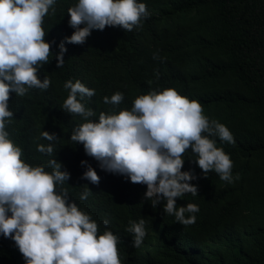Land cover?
Masks as SVG:
<instances>
[{"label":"trees","instance_id":"1","mask_svg":"<svg viewBox=\"0 0 264 264\" xmlns=\"http://www.w3.org/2000/svg\"><path fill=\"white\" fill-rule=\"evenodd\" d=\"M73 1L58 5L55 0V14L49 9L44 18L45 40L53 42V55L38 74L41 80L50 79V87L29 89L23 97L12 93L9 100L14 117L7 131L22 148L25 162L45 165L51 172L47 164L53 157L38 152L37 145L54 144L61 170L70 173L69 187L64 185L70 201L90 214L101 233L106 230L103 221H109L107 230L120 237L121 262L264 264V0H138L150 13L139 29L92 30L83 48H70L64 66L57 68L58 46L74 32L65 11ZM71 45L75 44L65 41L67 49ZM68 80L95 90L83 101L95 112L90 118L95 121L101 112L118 113L124 104L152 90L171 87L198 100L204 115L226 125L234 136L235 144L210 137L230 155L233 183L222 181L215 171L205 177L189 149L182 170L197 174L196 184L190 183L198 187V194H185L177 207L197 204L196 222L188 226L176 222L164 212V202L153 209L144 199L146 185L102 170L82 144L71 141L73 131L85 121L62 109ZM117 91L127 95L121 104L101 103L102 97L110 98ZM96 102L101 105L95 107ZM45 130L58 139L42 138ZM81 161L96 170L98 185L81 178L87 170ZM77 187L90 189L87 199L81 200ZM141 219L147 236L142 247L134 248L126 229ZM0 264H26L15 242L2 234Z\"/></svg>","mask_w":264,"mask_h":264},{"label":"clouds","instance_id":"2","mask_svg":"<svg viewBox=\"0 0 264 264\" xmlns=\"http://www.w3.org/2000/svg\"><path fill=\"white\" fill-rule=\"evenodd\" d=\"M54 4L55 0H0V234L15 242L26 264H134L121 262L120 237L107 230V219L101 233L90 214L70 201L64 187H69L70 173L61 170L54 144L37 145L38 152L53 157L47 164L49 172L45 165L25 162L22 148L7 131L14 117L9 108L11 94L23 97L29 89L46 90L51 85L48 77L41 80L38 73L53 55V42L45 40L43 23L49 9L55 14ZM65 11L74 32L58 46L57 68L64 66L70 48H83L92 30L121 27L130 32L139 29L142 19L150 15L146 4L138 0H74ZM65 41L75 45L67 49ZM83 82L93 87L92 82ZM89 87L79 80L64 84L69 92L62 109L85 121L73 131L71 141L82 144L86 155L98 161L102 170L146 185L144 199L153 209L164 202V212L176 222L183 226L196 222L197 204L177 207V200L186 199L185 194H198L197 174L182 170L189 149L205 177L215 171L222 181L233 183V161L210 137L235 144L234 136L226 125L204 115L198 100L171 87L152 90L137 96L132 104H124L118 113L101 112L95 121L90 119L95 112L83 103L95 95ZM125 96L117 91L110 98L102 97L101 103L119 105ZM100 105L95 103V107ZM41 137L49 142L58 139L46 130ZM81 164L87 165L81 178L98 185L96 170L87 161ZM76 194L85 200L90 189L77 187ZM126 231L133 236L132 246L142 247L147 236L145 220L130 222Z\"/></svg>","mask_w":264,"mask_h":264}]
</instances>
